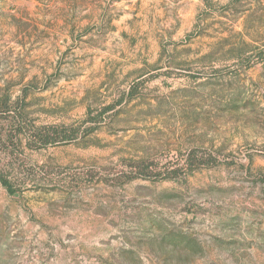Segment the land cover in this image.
Segmentation results:
<instances>
[{
	"label": "rangeland",
	"instance_id": "1",
	"mask_svg": "<svg viewBox=\"0 0 264 264\" xmlns=\"http://www.w3.org/2000/svg\"><path fill=\"white\" fill-rule=\"evenodd\" d=\"M0 264H264V0H0Z\"/></svg>",
	"mask_w": 264,
	"mask_h": 264
},
{
	"label": "trees",
	"instance_id": "2",
	"mask_svg": "<svg viewBox=\"0 0 264 264\" xmlns=\"http://www.w3.org/2000/svg\"><path fill=\"white\" fill-rule=\"evenodd\" d=\"M183 166V165H182ZM183 167H180L179 165H173L172 167H168L164 170V172L166 173H177L178 171H180ZM2 184L5 186V188L7 189V191L10 193V194H14V191L12 190V188L10 187V185L3 181Z\"/></svg>",
	"mask_w": 264,
	"mask_h": 264
}]
</instances>
